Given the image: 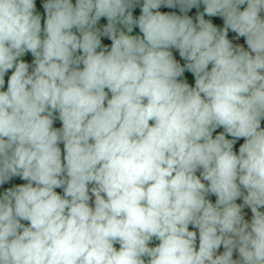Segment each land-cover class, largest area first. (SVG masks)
<instances>
[{
    "label": "clouds",
    "instance_id": "obj_1",
    "mask_svg": "<svg viewBox=\"0 0 264 264\" xmlns=\"http://www.w3.org/2000/svg\"><path fill=\"white\" fill-rule=\"evenodd\" d=\"M0 264H264V0H0Z\"/></svg>",
    "mask_w": 264,
    "mask_h": 264
}]
</instances>
